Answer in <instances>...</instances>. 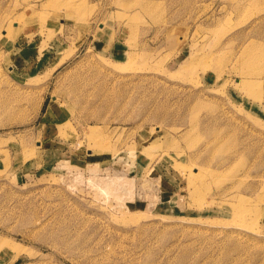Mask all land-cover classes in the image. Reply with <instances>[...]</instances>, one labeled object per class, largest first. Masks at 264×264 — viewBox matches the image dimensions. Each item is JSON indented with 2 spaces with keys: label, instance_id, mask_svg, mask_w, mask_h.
Listing matches in <instances>:
<instances>
[{
  "label": "rangeland",
  "instance_id": "374dc122",
  "mask_svg": "<svg viewBox=\"0 0 264 264\" xmlns=\"http://www.w3.org/2000/svg\"><path fill=\"white\" fill-rule=\"evenodd\" d=\"M0 264H264V0H0Z\"/></svg>",
  "mask_w": 264,
  "mask_h": 264
},
{
  "label": "bare ground",
  "instance_id": "6f19581e",
  "mask_svg": "<svg viewBox=\"0 0 264 264\" xmlns=\"http://www.w3.org/2000/svg\"><path fill=\"white\" fill-rule=\"evenodd\" d=\"M90 133H92V130L90 129ZM89 183H91L94 187L98 189L103 194H107L110 192H117L118 195L127 196L130 194V188L126 186V184L122 181L121 178L118 177H108L107 179H94L90 180Z\"/></svg>",
  "mask_w": 264,
  "mask_h": 264
}]
</instances>
